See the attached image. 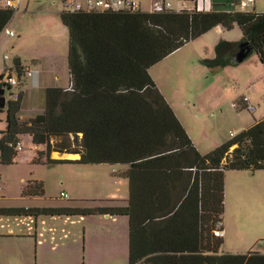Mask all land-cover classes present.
<instances>
[{
    "label": "trees",
    "instance_id": "obj_1",
    "mask_svg": "<svg viewBox=\"0 0 264 264\" xmlns=\"http://www.w3.org/2000/svg\"><path fill=\"white\" fill-rule=\"evenodd\" d=\"M14 12L0 8V34ZM59 16L68 30L70 84L46 88L44 113L32 119L19 118L20 100L7 101L0 163L16 159L13 145L27 133L36 145L34 163L123 164L127 205L89 200L75 207H0V215H125L128 264H264V253L222 251L224 227L216 226L223 224L225 171L264 169V118L201 154L148 73L217 25H237L242 37L219 40L215 56L206 59L209 66L236 64L232 58L241 43L264 66V12L62 10ZM13 63L19 76L21 63ZM3 85L9 88L1 80ZM70 135L79 139V149L52 148V137ZM52 151L80 157L53 159ZM43 192L36 181L23 190Z\"/></svg>",
    "mask_w": 264,
    "mask_h": 264
},
{
    "label": "rangeland",
    "instance_id": "obj_2",
    "mask_svg": "<svg viewBox=\"0 0 264 264\" xmlns=\"http://www.w3.org/2000/svg\"><path fill=\"white\" fill-rule=\"evenodd\" d=\"M148 4V1L142 3L144 9L151 8V3L150 7ZM255 4L258 12H264V0H255ZM237 8L253 10L250 6ZM62 10V0L21 1L20 10L14 12L5 26L14 36L0 34V65L5 67L2 79L9 72L18 77L13 66L17 56L31 71H44L46 83L68 86V30L60 20ZM240 38L237 25L231 29L217 25L148 68L155 85L201 154L264 118V66L256 52H250L238 64L211 67L206 62L215 56L219 40L238 42ZM21 79L19 85L6 89V101H12L11 93L27 90L18 115L28 118L35 113L43 114L46 89L40 97L39 87L31 89L30 76ZM242 95L248 96L256 106L254 112L241 108L238 99ZM235 102L238 107L234 106ZM18 138L23 149L17 152L16 159L12 163H0V205L75 207L87 206L89 200L127 205L128 179L120 174L125 168L123 164L34 163L36 145L30 134L22 133ZM51 145L54 149L80 148L79 139L73 140L72 135L52 137ZM33 181L43 184L42 196L23 195L25 186ZM76 191L83 197H75ZM40 215L39 219L51 221L49 230L36 227L34 217L9 215L11 224L17 221V232L23 235L17 233L19 238L10 242L13 249H0L2 264H13L8 258L14 255L30 256L28 264H128V239L125 233L124 237L118 235L116 227L101 222L107 219L104 215ZM112 217L109 221H115L116 217L128 221L125 215ZM83 219L88 221L84 227ZM219 225L224 227V252L264 253V169L225 171L223 224L218 222L216 226L220 228Z\"/></svg>",
    "mask_w": 264,
    "mask_h": 264
},
{
    "label": "crops",
    "instance_id": "obj_3",
    "mask_svg": "<svg viewBox=\"0 0 264 264\" xmlns=\"http://www.w3.org/2000/svg\"><path fill=\"white\" fill-rule=\"evenodd\" d=\"M136 1L139 3L141 10H145V11H150L151 10V8L149 10H146L142 6L143 2L148 1V3H149L148 6L150 7L151 0H136ZM232 3H233V0H215V1H213V7H212L211 11H247V9L246 10L238 9L237 7L239 5H233ZM248 6L252 7V9H253L252 11L258 12L256 10L255 0H253V2H251V4H248V5L244 6V8L248 7ZM241 8H243V7H241ZM3 32L5 34H7L5 31H3ZM240 32H241V30H240ZM241 37H242V32H241ZM0 51H1V44H0ZM14 59H17L21 63V65L23 67L28 68L30 70L29 67L23 65V63H22V61L20 60L19 57L16 56V57H14ZM14 59H13V61H14ZM13 66H14V63H13ZM4 68L5 67H1V65H0V77L2 75H4ZM67 69H68V63H67ZM54 72H56V70H54ZM21 77L22 76H20L19 84L22 82L21 81L22 80ZM25 77H27V76H25ZM68 77H69V70H68ZM30 78L32 79V83H33V88H31V89L34 90L36 87H39V95H40V97L43 94L44 89H46L48 87H61V86H59V84L46 83L47 75L45 74V76H44V71H42L41 69L39 71H31ZM55 78L58 79V75H56ZM39 82H41V83L38 84ZM69 84H70V77H69ZM69 84H68V86H69ZM68 86L67 87H62V88H68ZM26 92H27V90L24 92L22 89H21V91H19V93H20L19 100L20 101L24 99V96H25ZM6 107H7V105H6ZM6 107L0 108L1 109L0 110V132L3 131L5 129V126H6V115H7L6 114L7 113L6 112ZM21 107L22 106L20 105V108ZM40 114L41 113H35L34 115L37 116V115H40ZM18 116H19L20 119H23V120L32 119V118L35 117V116H31V117L26 118L24 115H18ZM50 142H51V140H50ZM20 143H21V141H20ZM21 149H23L22 148V143H21ZM58 153H59L58 151H52L50 153V157L53 158V159H73V160L79 159V157H80L79 153L64 152V155H62V156H59ZM60 153H63V152H60ZM24 196H26V197H34V196H40V195H24ZM74 196L77 197V198H80V197H83V194H80L78 191H76L74 193ZM0 207H8V206L0 205ZM31 207H36V206H25L23 208H31ZM99 216H102V215H99ZM104 216L107 217V219L105 221H101V222H103L106 225L116 227L118 229V231H119L118 235L121 234L124 237V233H125V237L128 239V221H126L125 219H117V218H120V217H116L115 221H109V219L113 218V217L109 216V215H104ZM25 217H29V218H33L34 217L33 224L36 225V227H38V226L40 227L41 226L42 229L45 230V231L49 230V228H50L51 221H49V223H48L45 220L39 219L41 217V215H39V214H37L36 216H25ZM10 218H12V216L0 215V220H4L3 223L0 224V249L1 248H6V250L13 249L9 245L10 242H12V241H14V240L19 238L17 233H20L19 235H23V234H21V232H17V228H16L15 225H17L18 222L14 221V223L11 224L12 221H11ZM14 219H16V218H14ZM83 220L84 221H82V227H84L85 225L88 224V223H86L88 221H85L86 219H83ZM222 251H224V250L222 249ZM8 259H11V260H8V262L13 261V264H28L29 260H30V256L29 257L28 256H22V257L18 258L17 256L14 255V256H9ZM1 261L2 260H0V264H2Z\"/></svg>",
    "mask_w": 264,
    "mask_h": 264
},
{
    "label": "built area",
    "instance_id": "obj_4",
    "mask_svg": "<svg viewBox=\"0 0 264 264\" xmlns=\"http://www.w3.org/2000/svg\"><path fill=\"white\" fill-rule=\"evenodd\" d=\"M22 0H0V8H9L14 11L20 10V3ZM31 1V0H26ZM213 1L215 0H151V11H176V12H208L212 10ZM253 0H233V5H239L244 7ZM62 8L64 11H103V10H137L140 9V5L136 0H62ZM4 31L9 36H14V32L11 30ZM6 57V56H5ZM31 71L28 68L22 66L21 73L18 77H13L11 73H8L7 78L1 79L3 83L11 88L13 85L19 84L20 76H30ZM4 86V85H3ZM5 87V86H4ZM6 88V87H5ZM12 100H19V92H13ZM241 108L246 109L248 112H254L256 106L250 101L249 97L242 95L239 100ZM238 102L234 103V106L238 107ZM15 150L21 149L20 141L13 145ZM1 188V187H0ZM66 196V194H62Z\"/></svg>",
    "mask_w": 264,
    "mask_h": 264
},
{
    "label": "water",
    "instance_id": "obj_5",
    "mask_svg": "<svg viewBox=\"0 0 264 264\" xmlns=\"http://www.w3.org/2000/svg\"><path fill=\"white\" fill-rule=\"evenodd\" d=\"M242 45H243V43L239 44L240 48L234 53L233 58H232L236 64L241 63L247 57V52L242 47ZM5 91H6V89L3 86L0 89V108H4L7 105V101H6V98H5V95H4ZM58 155L62 156V155H64V152L63 153L59 152Z\"/></svg>",
    "mask_w": 264,
    "mask_h": 264
},
{
    "label": "clouds",
    "instance_id": "obj_6",
    "mask_svg": "<svg viewBox=\"0 0 264 264\" xmlns=\"http://www.w3.org/2000/svg\"><path fill=\"white\" fill-rule=\"evenodd\" d=\"M21 67H22V65H21ZM0 81H1V78H0ZM5 89H7V88H5Z\"/></svg>",
    "mask_w": 264,
    "mask_h": 264
}]
</instances>
